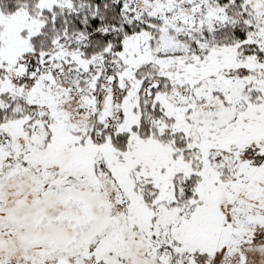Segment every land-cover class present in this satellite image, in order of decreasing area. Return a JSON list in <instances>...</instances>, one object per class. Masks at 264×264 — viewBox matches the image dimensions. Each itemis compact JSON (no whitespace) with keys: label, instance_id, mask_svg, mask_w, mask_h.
Here are the masks:
<instances>
[{"label":"snow or ice","instance_id":"obj_1","mask_svg":"<svg viewBox=\"0 0 264 264\" xmlns=\"http://www.w3.org/2000/svg\"><path fill=\"white\" fill-rule=\"evenodd\" d=\"M0 264H264V0H0Z\"/></svg>","mask_w":264,"mask_h":264}]
</instances>
